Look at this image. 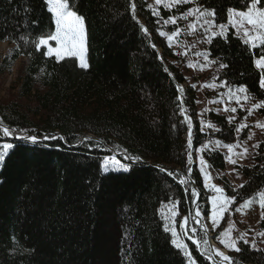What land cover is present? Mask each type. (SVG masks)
Segmentation results:
<instances>
[{
    "label": "trees",
    "instance_id": "1",
    "mask_svg": "<svg viewBox=\"0 0 264 264\" xmlns=\"http://www.w3.org/2000/svg\"><path fill=\"white\" fill-rule=\"evenodd\" d=\"M70 3L84 18L87 69L74 57L57 61L45 46L36 49L34 42L55 29L45 0H0V43L10 44L0 58V78L19 58H28L17 70L14 91L0 98V129L17 135L0 131V151L13 145L0 161V264H188L165 231L159 207L176 203V225L193 218L196 187L197 206L209 215L208 191L192 159L199 149L211 173L223 169L225 154L206 144H232L237 123L209 109L205 117L212 127L204 128L197 89L173 62L160 30L173 31L166 19L193 4L215 10V21L226 23L228 9L245 10L248 0L159 5V15L146 0ZM205 52L217 68L216 80L242 85L264 103V71L255 65L264 47L244 44L229 25ZM257 110L264 116V107ZM23 136L37 142L18 138ZM254 159L237 164L240 186L218 178L234 204L264 187L263 142ZM258 225L264 233L262 216ZM193 228L191 234L202 239ZM186 240L195 264H216ZM239 249L230 255L232 264H264V248L240 241Z\"/></svg>",
    "mask_w": 264,
    "mask_h": 264
},
{
    "label": "rangeland",
    "instance_id": "2",
    "mask_svg": "<svg viewBox=\"0 0 264 264\" xmlns=\"http://www.w3.org/2000/svg\"><path fill=\"white\" fill-rule=\"evenodd\" d=\"M146 1L148 5H151V8L156 11L159 5L165 7L163 4H155V0ZM168 2H171V0H168ZM196 7L199 6L193 4L187 10H185V12H182L177 15H171L170 17L176 18V23L174 24L175 29L171 32L160 30V33H165V35L162 36L163 38H165V40L168 42L169 46L174 52V58L172 60L184 73L187 80L186 82L188 84L194 85L197 89L196 106L199 118L203 120L204 128H207L209 125V121L207 120V117H205V115L207 114V111L209 109H213L217 112L224 113L228 117V120L230 117H235L234 120H236L237 123L235 132L236 139L231 144L234 145L232 152H229L228 148L225 147V145L227 144L217 139H211L206 144V146L212 144L213 147L219 149L225 154V166L223 169L213 174L209 171L207 167L205 168V171L210 176V180H206L205 174L204 172H202L203 186L208 191L207 201L209 205V215L204 218V216L201 214L200 218H202V221L204 222L205 229L210 230L211 234L213 233L214 240L212 237L210 240L206 238L205 232L201 229L200 226H197L194 223V216L193 218L189 215L186 216V226H184L183 224L185 218H183V220L176 225V215L172 216L171 214L173 210L176 213L178 212L175 202L161 204L158 211L159 214L164 218L169 231L171 232V229L175 228L179 240L181 242L186 244V238L189 237L193 242H199L196 243V245H199L198 247L201 252H204L207 256H211L212 258L216 257L221 260V258L216 255V250L223 252L229 257H231L230 255L232 253L236 252L235 250L226 248L225 245L221 243V239L229 243L232 240H235L237 248H239L240 241L244 242V240H247L251 247H253L254 244V248H264V236L259 235V233L262 232L259 229L258 225L259 220L262 216V208L260 207V197L258 194L264 192V187L255 192L250 197L242 200L241 202L237 204H234L233 202L232 204L228 205L227 210L223 213V218L218 220L219 226L215 227L213 226L212 221L210 219L212 213V197L220 196L221 194L215 192L210 186H206L215 185L216 187L221 188L223 190L222 184L218 179L222 178L223 176L227 177L230 183L235 188L243 183L244 177L236 166L237 164H252L255 162L254 156L258 149V147L255 146L259 145L261 142L264 143V128L257 127V124L259 123L261 125H264V116L258 112V107H254V105L259 104L258 100L253 98V96H251L248 92L242 93L238 91L239 88L244 86H225L223 81L216 80L217 68L214 66L212 60H210L208 56L207 59H205V54L207 55V53L205 52V48L210 39L213 37L212 33H220L221 29L219 25H225L224 32L226 34V32L228 31V26L230 24L228 20L226 23L215 21V24L211 26V31H206L205 29L209 28V25H205L203 23L204 18H200L199 21H197L196 16H189L187 19L181 18L182 15L186 14L189 9H195ZM165 9L170 8L165 7ZM201 9L203 10L207 8ZM169 18H167L166 20H168ZM208 19H211V17H208ZM191 24H195V30L189 27V25ZM177 29L180 30L179 35L175 36L171 41H169L168 36L172 35V33ZM235 30L239 35L242 36V33L239 32L238 29L235 28ZM49 44L53 47L56 46L54 41H50ZM9 47V43H0V58L5 54ZM45 47L47 49V46ZM27 61V57L19 58L14 63L12 71L7 72L3 76H1L0 98H3L8 93L14 91V86H16L15 77L17 70ZM77 62L79 64L78 60ZM245 96L248 97L247 100L244 99ZM237 97L240 98L239 103H237ZM231 108H236V112H231ZM181 114L185 116V112ZM234 120H232V122ZM205 122H208V125ZM242 124L247 125L246 128H248V131L245 137L240 138V134L245 128H242L240 131H237V128H239ZM206 125L207 127H205ZM249 137H251V139H249ZM217 142H219V144ZM245 148H247V155H241ZM195 156V162L197 163L200 169L202 168V165L200 163L202 155L199 149L196 150ZM229 156L232 160L236 161L235 164L229 162ZM117 168L121 169L122 167L117 166ZM222 195L223 197L233 198L226 195L224 190ZM248 200L252 201L251 205L246 208L242 207L245 201ZM219 206H222V201H218V207ZM236 208H241V211L237 212ZM196 210L200 211L198 206ZM166 217L168 218L166 219ZM232 225H234V227H230ZM194 226H197L203 232L202 239L197 240L196 237L191 234L193 232ZM229 229L230 235H222L225 230ZM241 234H244V240L239 239ZM205 241H207V243H205ZM221 263L226 264V261H221ZM188 264H190L189 259Z\"/></svg>",
    "mask_w": 264,
    "mask_h": 264
},
{
    "label": "snow or ice",
    "instance_id": "3",
    "mask_svg": "<svg viewBox=\"0 0 264 264\" xmlns=\"http://www.w3.org/2000/svg\"><path fill=\"white\" fill-rule=\"evenodd\" d=\"M46 5L48 6V10L53 14L54 20H55V31L50 32L46 36H40L37 41H35V47L37 50L41 49L43 46H47V52L45 53L48 56H55L57 61L64 60L65 58H76L79 61V67L82 69H87L89 67V64L86 59V31H85V25H84V18L79 15L75 10L72 9L70 0H45ZM191 2V0H171V2H168V0H155V4H163L167 8L174 7L178 4H186ZM149 7H152L151 5ZM133 11L135 10V5H132ZM246 10H237V9H228V21L229 24L238 29L239 32L242 33L243 42L246 45H249L252 48L256 47H264V0H248V3L245 5ZM155 15H159L158 12L154 10ZM189 16H196L197 21L200 20V18L203 19V23L205 25H209V28L205 29L206 31H211V26L215 24V10L211 9H201L200 7H196L195 9H189L188 12L184 15H182V19H187ZM208 17H211V19H208ZM166 24L176 23L175 17H170L168 20L165 21ZM190 28L195 30V24L189 25ZM221 31L220 33H212L213 36L215 35H221L223 36L225 34L224 29L225 25L221 24L219 25ZM145 33H147V29H144ZM180 30L177 29L172 33V35L168 36V40L171 41L175 36L179 35ZM161 35H165V33L161 32ZM50 41L55 42V47L51 46L49 44ZM210 42V41H209ZM205 59H207V55L205 54ZM255 65L258 69L264 71V54L260 55V58H258L255 61ZM191 66V65H190ZM222 68L226 67L227 65L221 64ZM260 87L264 88V76L260 79ZM182 91V89H181ZM239 92L246 93L247 89L244 87H241L238 89ZM245 100L248 99L247 96L244 97ZM240 102V98L237 97V103ZM254 107H264V103L254 105ZM227 110V109H226ZM231 112H236V108H231ZM235 117H230L229 122L234 120ZM209 127H212V125H209ZM247 125H240L239 128H237V131H240L242 128H246ZM257 127L264 128V125L257 124ZM0 131L3 132L5 136L12 135L11 131L8 128L0 129ZM20 139H27L31 141L32 143L37 142L36 136H28V137H18ZM54 139V137H51ZM45 139H49V137H45ZM251 139V137H249ZM219 144V142H217ZM191 144V141L189 140V145ZM259 145H256L255 147H258ZM13 147L12 144H4L2 146V151H0V161H3L5 155H7L8 150ZM225 147L228 148L229 152H232L234 145H225ZM241 155H247V148L244 149L243 153ZM138 159V158H137ZM228 160L230 163L235 164L236 161L232 160L231 157H228ZM113 163H118L115 161L114 158H112ZM200 163L202 165L201 171L205 174V179L210 180L209 174L205 171V168L207 167L206 162L201 157ZM122 169L124 171H128V168L121 165ZM210 186L215 192L220 193V196H214L212 197V213L210 216V219L212 221L213 226L218 227V220L223 218V213L227 210L228 205L232 204L235 200V198H227L223 197L222 193L223 190L221 188L216 187L215 185H206ZM198 195L195 191H193V196ZM260 197V207L264 209V192H261L258 194ZM218 201H222V206L218 207ZM252 201L248 200L245 201L244 205L242 207L246 208L251 205ZM236 211H241V208H236ZM172 216L177 215V213L173 210ZM201 212H196V217H200ZM168 217H166L167 219ZM262 219H264V213H262ZM199 223V221H197ZM184 226L187 225V218L185 217L183 221ZM234 227V225L230 226ZM165 231H169V229L166 227ZM195 231V229H193ZM171 235L174 237L172 240V243L175 245L176 248L182 249L184 251L185 256L189 258L190 264H195V262L192 260L191 253L188 251V247L186 244L181 242L179 240L178 234L175 230V228L171 229ZM224 236L230 235V229L225 230L224 233H222ZM259 235L264 236V233H259ZM241 240H244V234H241L240 238ZM195 243H199L194 241ZM207 243V241H205ZM221 243L225 245L226 248H229L231 250L239 251L240 249L236 247V241L232 240L230 243L226 242L225 240L221 239ZM244 243H248L247 240H244ZM253 247L255 245L253 244ZM216 255L221 258V261H228L229 264H231V258L227 255H225L223 252H220L219 250H216ZM208 259H212L211 256L208 257Z\"/></svg>",
    "mask_w": 264,
    "mask_h": 264
},
{
    "label": "water",
    "instance_id": "4",
    "mask_svg": "<svg viewBox=\"0 0 264 264\" xmlns=\"http://www.w3.org/2000/svg\"><path fill=\"white\" fill-rule=\"evenodd\" d=\"M1 127V126H0ZM4 128H7L6 126H3ZM9 129V128H8ZM11 131V133L13 134L14 137H16L15 135V132L11 129H9ZM88 136H91V135H88ZM92 137V136H91ZM119 154V153H118ZM195 191L196 193L198 194L197 195V199L194 201V205H193V214H194V223L197 225V226H200L201 229L205 232V234L207 235V237L209 238L210 240V237H211V234L209 233V230L208 229H205V225H204V222L202 221V218L200 217H196V209H197V204H198V199L200 197V192L199 190L195 187ZM199 221V223L197 222ZM226 264H229V262L226 261ZM232 264V263H231Z\"/></svg>",
    "mask_w": 264,
    "mask_h": 264
},
{
    "label": "built area",
    "instance_id": "5",
    "mask_svg": "<svg viewBox=\"0 0 264 264\" xmlns=\"http://www.w3.org/2000/svg\"><path fill=\"white\" fill-rule=\"evenodd\" d=\"M205 123L208 125L207 122H205ZM207 125H206V126H207ZM213 262L216 263V264H221V260H219V259L216 258V257H213Z\"/></svg>",
    "mask_w": 264,
    "mask_h": 264
},
{
    "label": "crops",
    "instance_id": "6",
    "mask_svg": "<svg viewBox=\"0 0 264 264\" xmlns=\"http://www.w3.org/2000/svg\"><path fill=\"white\" fill-rule=\"evenodd\" d=\"M200 170H201V168H200ZM201 173H202V171H201ZM203 177V176H202Z\"/></svg>",
    "mask_w": 264,
    "mask_h": 264
},
{
    "label": "clouds",
    "instance_id": "7",
    "mask_svg": "<svg viewBox=\"0 0 264 264\" xmlns=\"http://www.w3.org/2000/svg\"><path fill=\"white\" fill-rule=\"evenodd\" d=\"M221 264H223V263H221Z\"/></svg>",
    "mask_w": 264,
    "mask_h": 264
}]
</instances>
